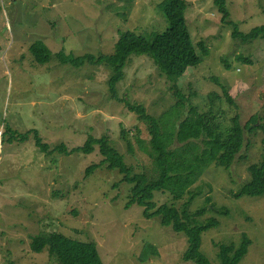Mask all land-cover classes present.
Instances as JSON below:
<instances>
[{"label": "rangeland", "instance_id": "374dc122", "mask_svg": "<svg viewBox=\"0 0 264 264\" xmlns=\"http://www.w3.org/2000/svg\"><path fill=\"white\" fill-rule=\"evenodd\" d=\"M163 1L0 0V264H48L47 250L36 254L30 248L31 238L44 231L95 243L102 264H194L183 261L188 248L184 234L161 226L159 218L145 219L135 205L128 208L131 185L122 182L119 171L100 167L84 178L85 169L101 159L97 149L45 155L33 134L24 141L18 135L37 131L51 148L65 144L68 149L81 147L89 136L106 137L140 172L152 163L135 140L130 151L121 132L130 131L132 138L137 129L144 142L150 137L124 98L158 117L176 103L177 86L187 107L211 112L209 118L222 133L236 116L243 127L257 114L264 119V39L243 43L233 39L228 25L233 22L243 35L264 26V0H224L226 22L214 0H186L189 32L196 44L204 43L208 56L173 82L160 75L150 58L132 56L118 85L120 100L110 97L105 65L75 68L55 57L62 50L75 57L110 55L126 32L147 38L163 33L168 28L158 8ZM35 42L50 48L54 57L49 63L35 62L30 52ZM222 86L234 105L223 97ZM212 93L221 97L213 105ZM263 157V132H245L244 148L231 168L208 167L194 188L199 194L191 212L205 207L207 198L229 212L207 211L200 218L215 216L220 222L201 236V251L213 263H218L216 244L238 245L246 234L251 246L240 264H264V197L232 196L248 182V167ZM171 202L168 193L154 195L157 208ZM147 244L156 256L143 257Z\"/></svg>", "mask_w": 264, "mask_h": 264}, {"label": "trees", "instance_id": "16d2710c", "mask_svg": "<svg viewBox=\"0 0 264 264\" xmlns=\"http://www.w3.org/2000/svg\"><path fill=\"white\" fill-rule=\"evenodd\" d=\"M214 2L223 15V21L226 22L229 13L225 1L214 0ZM158 8L168 24V28L163 33L153 34L147 38L144 35L126 32L114 45L110 55L95 57L92 54H84L75 57L62 50L55 57L62 65L75 68L85 64L105 65L110 71L107 80L108 92L115 100H120L118 85L126 78L125 69L132 56L150 58L161 76H165L171 82L176 81L184 76L189 68L197 67L202 62V57L208 56L209 51L203 42L196 44L192 39L186 22V0H164ZM228 25L233 28V39H241L243 43L264 39V26L243 35L233 22H229ZM30 52L35 62L40 65L49 63L54 57L50 48L43 42H35ZM238 60L252 63L243 57H238ZM214 81L220 84L217 78H214ZM175 88L176 103L158 117L150 115L142 104L133 103L126 98L121 100L128 111L136 117L137 122L146 127L150 140L147 142L141 140L137 129L132 138L130 131L122 129L121 138L127 143L130 151L131 140L136 141L139 150L152 163V168L149 170L135 172L134 166L125 162L124 156L111 146L106 137L89 136L81 147L71 149L65 144L51 148L43 143L37 131L18 134L19 140L24 141L27 136L33 134L37 147L45 155L55 152L67 156L75 153L90 154L97 149L101 159L85 169L84 178L100 167L119 171L122 182L131 185L128 208L135 205L143 209L142 216L145 219L159 218L161 226L170 227L174 232L186 236L188 248L183 255V261L194 264H216L201 251V236L204 232L218 227L220 222L215 216L203 220L200 218L207 211L220 215H227L229 212L216 208L211 198L206 199L205 207L191 212L190 205L199 194L194 188L208 167L215 165L229 170L244 148L245 132L255 135L258 131H262L264 134V119L257 114L243 127L240 117L236 116L232 119L227 132L222 133L214 120L209 118L211 112L200 114L192 105L187 107L185 96L177 86ZM222 89L225 100L234 105L228 88L222 86ZM220 99L221 97L216 93L209 95L212 105ZM9 136L14 138V133H9ZM240 158L244 157L240 156ZM248 171V182L238 192H233L232 196L237 199L245 196L264 197V157L259 162L251 164ZM161 192L170 194L172 202L157 208L153 199L155 193ZM181 202L183 205L178 207ZM250 246L251 241L246 234L242 236L238 245L216 244L217 264H240L248 254ZM30 248L36 254L47 250L48 264H102L95 243L76 241L59 232L44 231L33 236ZM150 253L153 256L157 255L156 249L147 244L142 255L145 258Z\"/></svg>", "mask_w": 264, "mask_h": 264}]
</instances>
